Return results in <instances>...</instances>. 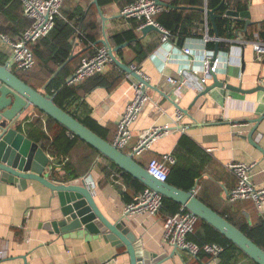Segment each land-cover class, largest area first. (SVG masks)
Returning <instances> with one entry per match:
<instances>
[{
	"label": "crops",
	"instance_id": "obj_1",
	"mask_svg": "<svg viewBox=\"0 0 264 264\" xmlns=\"http://www.w3.org/2000/svg\"><path fill=\"white\" fill-rule=\"evenodd\" d=\"M161 1L166 3L165 0ZM242 1L248 2L247 11L251 14L252 22L264 23V0ZM21 2L22 8L18 13L23 18L24 3L22 0ZM88 3V0H75L73 5L81 4L86 8ZM122 8L120 3L116 2L101 8L106 20L103 22L99 15V39L106 37L110 40L113 34L130 28V19L121 15ZM28 20L30 25L21 29L18 37L31 26L32 21ZM209 21V15L205 12V24L207 23L208 27ZM205 24L203 37L191 38L194 40L191 44L192 62L184 55L183 48L178 47L172 39L169 43H162L160 32L151 31L144 34L139 30L141 41L145 46H150L151 50L144 61L139 65L133 63L131 66H135L154 88H146L150 100L145 104L138 119L131 124V138L122 150L134 153L135 160L145 168L152 158L164 160L166 156H171L174 158L171 167L177 161L173 153L177 151L181 137L187 136L193 140L196 148L190 151L186 148L178 149L177 155L184 167L200 172L195 184L196 196L204 198L220 212H239L254 223L264 220V206L260 212L250 200L237 201L235 204L228 202L227 193L236 186L237 176L226 166L235 161L254 164L251 170L253 180L257 185L264 186V155L248 139V134L254 127L251 121L259 118L264 112V93H239L216 87L196 100L200 92L194 86L188 85L179 93L168 81L169 77L181 68H200L204 50L201 41L206 36ZM1 25L10 28L8 21L0 15ZM207 34L209 35V30ZM2 36L14 40L12 38L16 35L11 37L8 33L0 34V50L9 54L11 48L2 40ZM210 37L215 42L219 40V43L224 41L228 44L226 50L219 49L217 56L219 68L216 73L220 81L241 87L243 90L264 86V54L259 59L253 46L254 42L264 40L258 33L251 39H246L241 32L236 39H216L215 35ZM85 49L77 48L75 51L83 57L88 55L89 50ZM133 57V51L128 47L124 48V62H130ZM105 76L109 81L116 83L115 86L111 89L99 86L86 94L85 100L92 108V117L108 130V140L113 143L118 124L134 97V84L137 80L133 77L127 78L126 74L110 64L106 68ZM212 83L213 79L208 80L204 90ZM37 90L43 92V87L37 86ZM175 103L181 108H190V116L183 113L184 130L172 127L164 136L154 138L149 147L135 152V148L148 131L173 124L179 112ZM37 114L38 110L31 107L22 115L18 124L28 122V119ZM253 138L264 147V120L260 122ZM33 142L41 147L36 141ZM45 153L50 158L51 175L53 167L58 170L60 168L57 166V159L46 151ZM71 156L82 174L79 179L94 182L95 201L102 213L112 221L123 217L126 205L137 200L142 191L138 193L126 188L122 183V173L111 171L110 176H106L102 168L109 165L107 159L92 154L84 144L77 145ZM118 185H122V190ZM183 209L186 208L182 206L181 210ZM58 210L57 195L41 183L28 181L25 187L19 189L15 184L0 180V250L6 254V257L0 258V264H131L126 247L115 246L104 240L101 235H88L85 232L80 236L77 233L62 235L45 229L44 224L58 216ZM163 217L162 214H138L125 216L124 219L128 221L131 231L137 237L140 251L156 254L161 259L159 264H198L189 252L175 250L174 246L165 243ZM219 260L217 258L212 262L211 259L204 264H218Z\"/></svg>",
	"mask_w": 264,
	"mask_h": 264
},
{
	"label": "trees",
	"instance_id": "obj_2",
	"mask_svg": "<svg viewBox=\"0 0 264 264\" xmlns=\"http://www.w3.org/2000/svg\"><path fill=\"white\" fill-rule=\"evenodd\" d=\"M100 7L112 3H120L122 7L133 0H98ZM171 5L169 9H164L158 16L157 21L161 26L169 30L172 34V40L177 46L183 48L187 40L191 38H202L203 28L205 24V12L201 10L207 7L208 10H215L217 19L215 21L219 38L236 39L239 32L243 33L246 39L255 37L258 33L264 39V23H252L245 30V20L234 18L227 15L228 11L235 10L244 12L248 10V2L242 0H165ZM75 0H66L61 16L55 20L54 28L51 32L32 44L31 48L34 52L36 63L29 70L12 71L22 80L30 84L33 88L37 86L43 87V93L54 98V102L61 109L79 120L97 135L108 140V130L101 126L92 117V108L86 102L85 96L93 89L102 86L111 89L116 83L108 80L103 74H99L88 78L79 84H69L68 78L74 74L81 60L95 54L96 50L102 46L97 44L100 36V27L98 23L99 11L92 0L89 1L87 7L81 4L73 3ZM186 7V8H180ZM22 8L21 0H0V15L10 24V28L0 26V34L15 36L14 40L19 39L21 29H25L30 25V21L22 14L19 15L18 10ZM130 28L119 33L113 34L110 38L112 46L116 47L124 43H128V48L133 51L134 57L129 65L136 63L139 65L148 56L151 47H147L139 37L140 22L136 19H130ZM20 25V26H19ZM209 35L214 36L215 31L209 21ZM125 47V48H127ZM207 49L214 51L216 42L209 41L206 45ZM77 48H86L88 55H78L71 60L53 79L52 75L56 69L62 66ZM228 44L224 41L219 43L220 50H226ZM85 49V50H86ZM86 53V52H85ZM124 48L117 52V57L123 62ZM7 55L0 50V63L5 64ZM84 55V54H83ZM82 57V58H81ZM116 70H122L113 62L110 63ZM125 74L124 72H122ZM38 110V109H37ZM18 130L24 133L28 138L36 141L47 153L54 159H57V167H53L51 178L59 182H71L78 180L82 174L78 170L72 159V152L79 144H84L88 150L94 155L105 158L98 150L83 141L78 136L73 135L65 126L57 122L50 116L38 110V114L28 119L23 124L18 125ZM186 148L192 150L195 147L193 140L187 136H182L177 151L173 156L177 159L174 165L170 167V174L167 182L185 191L192 190L196 184V180L200 177L197 169L184 167L178 159V149ZM109 165L102 168L106 176H110L111 171L122 173V183L126 188L133 189L136 192L143 191L147 186L134 178L129 173L123 172L115 163L108 160ZM122 190V185H118ZM126 192V191H125ZM124 194V192H123ZM127 194V192H126ZM220 215L225 217L233 225L239 228L258 246L264 249V220L251 222L246 215L235 212H220L204 198L197 196ZM235 204V203H232ZM232 206V205H231ZM182 205L172 199L163 197V206L161 214L165 216L174 215L181 211ZM184 211H188L185 209ZM188 240L203 245L205 243H216L224 248L219 256L218 264H258L252 260L245 252H243L234 242L223 235L219 230L210 225L208 222L199 218L193 233L189 234ZM198 264H204L205 261L211 260V256L201 251L194 259Z\"/></svg>",
	"mask_w": 264,
	"mask_h": 264
},
{
	"label": "water",
	"instance_id": "obj_3",
	"mask_svg": "<svg viewBox=\"0 0 264 264\" xmlns=\"http://www.w3.org/2000/svg\"><path fill=\"white\" fill-rule=\"evenodd\" d=\"M157 2L160 6L171 7V5L161 0H157ZM93 3L96 5L103 22H105L106 19L103 16L98 0H93ZM201 10L209 15L215 31V37L218 39L219 35L215 23L218 17L216 11L208 10L206 7L201 8ZM227 15L234 18H243L246 21L245 29L253 23L249 11L237 12L230 10ZM151 31L160 32L153 25H148L142 29L144 34ZM97 44H102L108 48L112 62L122 72L142 83L145 89L154 88L143 74L117 57V52L127 47L128 43L114 47L104 37L99 39L96 42ZM218 53L219 40L216 42L214 58H217ZM78 55V52H73L68 60L56 69L51 79ZM211 76L213 83L200 92L196 100L216 87L226 88L239 93H254L258 91L264 93V86L262 85L251 90H243L241 87L220 81L217 73L212 72ZM175 106L182 113L189 115L190 108H181L177 103H175ZM31 107L40 110L61 123L73 135L78 136L98 150L106 159L115 163L123 172L129 173L163 197L180 203L187 210L219 230L256 263L264 264V249L225 217L200 200L195 194L196 185L192 190L185 191L168 182L156 179L148 173L143 165L135 160L134 153H126L113 143L97 135L79 120L57 106L53 97H49L33 88L9 69L7 64L0 63V180L15 184L19 189L25 187L28 181H37L57 195L59 201L58 216L46 222L44 224L45 229L62 235L77 233L80 236L84 232L88 235H101L104 240L111 242L115 246L126 247L131 264H159L161 260L156 254L140 251L137 245V237L131 231V227L124 217L113 219L112 221L102 213L96 204L94 192L87 185L86 179L64 183L51 178L49 156L43 148L37 146L30 138L18 130V122L21 120L22 115ZM263 120L264 112L259 118L251 121L254 123V127L248 134V139L264 155V147L253 138V134ZM135 152H138V150Z\"/></svg>",
	"mask_w": 264,
	"mask_h": 264
},
{
	"label": "built area",
	"instance_id": "obj_4",
	"mask_svg": "<svg viewBox=\"0 0 264 264\" xmlns=\"http://www.w3.org/2000/svg\"><path fill=\"white\" fill-rule=\"evenodd\" d=\"M24 3V15L32 21L31 26L19 37L18 40H11L7 36H2V40L10 47L7 57L8 68L13 70H29L35 63V55L31 48L32 44L42 37L48 35L54 28L55 20L61 16V11L66 0H22ZM165 8L160 6L157 0H135L121 10V15L127 19H136L140 22L139 30L148 25L155 26L161 34V42L169 43L172 39L171 32L161 26L157 21V16ZM206 36L201 41L204 46L203 55L200 59V68L193 66L181 68L176 74L170 76L168 81L173 89L181 92L188 85L194 86L198 92L204 90L208 80L212 79V72L216 73L219 68L215 52L206 48V43L213 40L207 33L209 27L205 24ZM193 39L187 40L183 47V53L192 62L193 56L191 44ZM254 50L260 59L264 54V40L253 43ZM112 62L109 50L106 46L99 47L95 54L85 57L77 67L72 76L68 78L69 84H79L90 77L103 74L108 65ZM136 70L135 66H132ZM140 72L139 70H137ZM141 73V72H140ZM127 78L132 76L126 74ZM135 94L128 104L122 116L113 144L119 149L124 148L131 138V124L135 122L141 114L145 104L150 100L144 85L138 81L134 84ZM184 115L179 111L173 120V124L160 126L148 131L135 151L141 152L150 146V142L157 137L167 134L172 127L184 130L182 120ZM210 151V150H209ZM174 163V158L166 156L164 160L152 158L147 165V171L156 179L167 182L170 174V165ZM248 164L235 161L227 164L226 168L237 176L236 186L227 193V200L235 203L242 200L253 201L256 207L262 212L264 206V186L257 185L252 177V167ZM87 185L93 190L94 182L86 179ZM163 206V196L150 188H145L137 200L126 205L125 216L138 214L159 215ZM199 221V217L190 211L181 210L177 214L163 217L164 241L166 244L174 246L176 249L189 252L193 258L204 251L211 256L212 262L219 258L224 248L216 243H205L199 245L188 240L189 234L193 233ZM6 257L4 251L0 250V258Z\"/></svg>",
	"mask_w": 264,
	"mask_h": 264
},
{
	"label": "rangeland",
	"instance_id": "obj_5",
	"mask_svg": "<svg viewBox=\"0 0 264 264\" xmlns=\"http://www.w3.org/2000/svg\"><path fill=\"white\" fill-rule=\"evenodd\" d=\"M90 0H88V2H89Z\"/></svg>",
	"mask_w": 264,
	"mask_h": 264
}]
</instances>
